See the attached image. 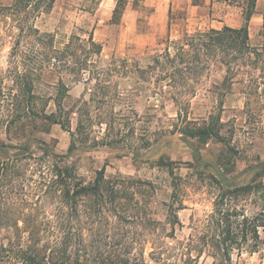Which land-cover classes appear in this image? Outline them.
Returning a JSON list of instances; mask_svg holds the SVG:
<instances>
[{"label": "rangeland", "instance_id": "obj_1", "mask_svg": "<svg viewBox=\"0 0 264 264\" xmlns=\"http://www.w3.org/2000/svg\"><path fill=\"white\" fill-rule=\"evenodd\" d=\"M115 1L55 0L48 14L34 20L35 28L53 40L37 49L47 63L37 79L27 80L30 95L23 76L33 65L16 52L36 49L23 41L14 49L18 31L0 16V162L17 159L0 185V209H6L1 219L6 230L0 237L14 238V228L7 227H20L21 213H33L28 207L34 203L41 209L40 219L51 218L59 203L53 197L59 171L84 186L102 175L101 191L121 190L130 198L122 203L139 221L155 222L153 230L140 227L139 237L161 243L173 259L189 237L199 234L219 188L214 170L193 161L180 138L182 130L198 129L216 118L221 138L195 143L201 159L221 170L228 169L221 166L228 160L233 172L227 176L247 183L252 173L247 168L264 162V79L251 83L244 75L224 82L225 69L217 64L188 93L177 94L178 88L170 89L154 75L142 80L136 67H146L167 39L180 40L184 31L238 27L240 9L210 0H199L200 6H192L191 0H144L139 11L129 4L114 25ZM11 3L0 0V13ZM262 13L264 0H257L248 26L252 48L261 43ZM89 35L100 48L98 54L92 47L88 51ZM70 42L78 65L73 70L52 67L48 55L64 51ZM73 62L69 57V64ZM244 70L254 78L260 74ZM240 201L245 214L257 211L252 197ZM173 213L182 228L170 225ZM259 237L257 249L231 253L234 264H264V229ZM153 247L147 244L146 253ZM193 264H212V258L204 253Z\"/></svg>", "mask_w": 264, "mask_h": 264}, {"label": "trees", "instance_id": "obj_2", "mask_svg": "<svg viewBox=\"0 0 264 264\" xmlns=\"http://www.w3.org/2000/svg\"><path fill=\"white\" fill-rule=\"evenodd\" d=\"M87 3L98 0H86ZM55 0H12V3L0 13L3 20H10L18 31L14 44L16 49L21 41L32 46L30 52H16L32 68L25 80L26 92L30 95L32 85L27 82L39 77L37 71L45 68L47 62L40 58L37 49L52 43L50 34L41 33L34 26V20L42 14H48ZM144 0H116L111 12L110 23L119 24L126 7L139 11L144 8ZM223 3L237 7L241 12V24L238 27L222 26L221 29L196 31L192 34L183 32L182 38L169 41L162 52L150 58L146 67H136V72L143 80L145 75H154L157 81L167 82L166 86L172 90H180L177 94L188 93L199 84L202 77L209 75L210 69L221 65L225 69L224 82L246 75L249 82L264 79V13L261 16V43L257 48L249 45L248 25L256 14L257 0H210V3ZM192 6H200L199 0H191ZM72 42V41H71ZM71 42L64 51H51L49 58L54 61L52 67L73 70L75 51H71ZM88 51L95 48L98 54L100 48L94 44L92 37H88ZM25 45H23L24 48ZM84 46H80L83 50ZM85 48V47H84ZM15 57V55H14ZM69 57L74 59L69 64ZM50 62V61H49ZM243 68V69H242ZM249 71H259L254 78ZM249 74V75H248ZM23 78V79H24ZM30 79V80H29ZM29 107V103H27ZM181 140L191 151L193 161L201 166H208L214 170L215 182L219 188L213 202L211 213L198 227L199 234L184 244V251L176 258L170 259L162 251V244L157 241L141 239L143 230L155 229V222L144 218L138 220V215L132 208L125 207V197L121 190L100 189L102 175L97 176L93 185H81L73 175H56L54 183L58 186L54 199L59 201L50 214L49 219H40L41 209L34 203L28 207L33 213H21L24 217L22 225L17 223L7 228H14V238L0 237V264H193L202 254L208 253L212 264H234L231 259L233 251L243 249H257L262 240L259 229H264V162L249 166L252 171L247 183L237 181V175L232 174L233 164L228 160L222 163V168L213 163L202 161L195 143L206 144L210 140L220 139L218 120L210 121L194 130H182ZM4 146L0 144V150ZM229 152V150H227ZM227 155V153H226ZM16 158H7L0 162V185L6 181L11 170H14ZM244 173V172H242ZM63 180V183H61ZM252 197L257 211L247 215L239 205L240 200ZM6 209H0V231L6 230L1 223ZM134 213H132V212ZM170 225L182 228L177 215H171ZM141 227V231L138 232ZM151 244L152 251L146 253V245ZM195 252L196 256L191 255Z\"/></svg>", "mask_w": 264, "mask_h": 264}, {"label": "crops", "instance_id": "obj_3", "mask_svg": "<svg viewBox=\"0 0 264 264\" xmlns=\"http://www.w3.org/2000/svg\"><path fill=\"white\" fill-rule=\"evenodd\" d=\"M253 16H254V15H253ZM253 16H252V18H253ZM260 17H261V16H260ZM252 18H251V20H250V23H251V21H252ZM250 23H249V24H250ZM248 26H249V25H248ZM248 29H249V27H248ZM248 34H249V33H248Z\"/></svg>", "mask_w": 264, "mask_h": 264}]
</instances>
